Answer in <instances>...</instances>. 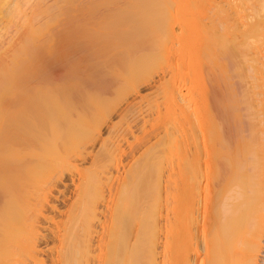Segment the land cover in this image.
Masks as SVG:
<instances>
[{
	"label": "rangeland",
	"instance_id": "1",
	"mask_svg": "<svg viewBox=\"0 0 264 264\" xmlns=\"http://www.w3.org/2000/svg\"><path fill=\"white\" fill-rule=\"evenodd\" d=\"M183 1L0 0V56L3 59L8 58L13 53V47L24 39L34 42L37 48H42V45L50 41L59 53L62 50H65L64 54L71 51L69 58L62 57L60 61L56 56H41L38 67L29 66L23 75L24 86L16 84L15 79L13 80L15 77L10 75L9 82L2 81L3 85L0 87V94L3 95L0 98L2 106L4 104L1 100L22 89L33 100L30 99L26 111L35 116L40 107L48 115L46 120L33 117L35 120L31 122L28 133L23 137L17 134L12 136L10 132L6 134L7 122L0 119V152L25 153V162L31 164L34 169L26 192L30 193L29 199L24 200L27 204L23 213L34 219V229L41 252L37 259H27L26 264H60L59 260L67 254V242L74 234L73 242L78 247L76 264H107L110 259V245L107 247L106 243H110V229L112 228L114 234L119 232L118 234L125 235L127 239L128 234L132 235L135 230L137 232L139 226L135 211L140 203L148 209V214L153 211L151 217L154 211L160 215L157 216L159 219L156 217L157 225H162L159 227L162 231L159 229L161 233L159 232L158 242L155 244V263L163 264L166 257L164 260L162 243H165L164 233L170 214L167 206L172 204L167 199V191L164 188H169L167 178L171 171L177 170L183 163L184 158L180 155L184 152H198L200 161L202 159L203 162H206L208 152H215L217 161V154L220 152H233L236 156L233 155V158L239 164L235 162V166L238 165L240 169L237 170L238 174L242 173L244 179L248 178L251 184L257 181L264 186V38L259 40L263 45L258 46L259 42H254L257 45L254 47L258 50L254 48L252 52H256L252 55L248 52L252 50L250 46L248 48L242 47V44L241 47L240 44L237 45L242 41L240 22L234 18L236 14L233 6L230 4V9L228 8L229 0H218L221 4L223 1L227 2V8L223 5L227 14L226 20L229 19L228 23L234 25L228 34L235 37L234 42L238 41L227 43L228 57H225V47L215 45V29L212 31V28H215L213 20L216 16L215 6L212 4L217 0H211L210 7L207 0V3L203 0H200L201 3L199 0H187L188 5L186 0ZM262 18L264 23V16ZM183 20L187 30L184 28L185 24L182 27ZM167 22L170 25L175 22L171 26L175 28L172 30ZM159 25L163 32L166 31L165 26L169 31L160 33L162 30ZM203 29L204 34L201 32ZM156 33L158 35L154 37ZM181 34L186 35V39ZM196 36L202 37L198 38L201 42H196ZM203 36L205 40H202ZM150 37H154V45L152 41L151 45H148L153 46L151 49L146 47ZM159 37L163 43L159 42ZM188 37L190 43L193 41L191 44ZM164 39L168 42L167 50L163 47L166 45ZM187 40L189 47H185ZM202 42H206V48L201 49ZM194 43L198 47L197 51ZM201 43L202 46H199ZM176 45L185 47L181 56L178 52L182 48ZM250 45L253 46V43ZM190 47L195 51L190 50ZM234 49L239 56L242 55V59ZM222 54L225 58L221 57ZM245 54L249 55L248 59L252 57L253 61L250 59L252 63L248 62L249 66ZM255 56L258 63L262 62L261 58L259 60V57H262V65L254 62ZM118 58L124 59L123 63L118 61ZM224 59L232 64L224 63ZM216 60L219 64H224L217 67ZM51 65L54 69L45 72ZM260 66L263 68L262 72ZM233 68L240 69L239 74L246 77L233 76L238 73ZM254 69H257V72L260 70L261 74L254 72ZM251 70L257 75H251ZM222 73L226 77L236 78L235 81L233 79V84L230 77L227 82L230 84L231 80L235 92L228 90L227 78L225 80ZM215 74L225 81L220 80L221 83L227 84H222L216 94L217 99L215 84L219 80H215ZM249 77L260 80L258 82L256 79L255 83H252ZM29 82L34 85L41 83L43 88L31 89L26 86ZM63 84L72 85L64 87ZM254 87L255 90L251 89ZM222 92L225 98L223 101V98L218 99V95L221 98ZM241 92L250 95H246L250 100H247L245 95H242L245 98L241 99ZM234 93L240 97V102L233 96ZM227 97L229 104L226 103ZM232 97L235 99L232 100ZM216 101L218 102L215 103ZM34 102H38L37 106L32 104ZM183 104V109L186 107L184 111L189 110V113L186 111L188 116L180 109ZM1 105L0 110L3 109ZM5 108L4 112H9ZM9 134L13 139L6 141L5 137ZM32 152L41 155L37 158ZM203 162H200L201 165L205 164L202 169L207 171V162ZM205 177L206 175L202 183L204 187L208 180ZM159 179L163 183L160 187L157 185L160 183H157ZM117 187L120 190L117 191L118 195ZM161 187V193L158 194L156 188L159 190ZM0 195H3L2 190ZM159 195L160 200L157 197ZM3 198L5 197L0 196V204L9 206L4 203ZM22 199H25L24 196ZM42 199L45 204L40 205L43 203ZM107 202L110 208L107 207ZM35 207H41V210L36 211L43 213H37ZM73 225L75 233L71 234ZM90 233H93L89 235L90 246L84 251L83 235ZM63 237L64 244L61 243ZM261 237V247L259 245L256 251L258 264H264V225ZM199 249L202 254V245H199ZM61 251L65 252L62 254L63 258L59 256ZM106 253H109L108 256Z\"/></svg>",
	"mask_w": 264,
	"mask_h": 264
},
{
	"label": "bare ground",
	"instance_id": "2",
	"mask_svg": "<svg viewBox=\"0 0 264 264\" xmlns=\"http://www.w3.org/2000/svg\"><path fill=\"white\" fill-rule=\"evenodd\" d=\"M203 1H204V3H207L205 0H203ZM207 1H208L207 5H209V7H210V4H212V1H215V0H212V1L210 0V2H209V0H207ZM217 1H215V3L213 2V4H212L215 6L214 9H215V15L216 16H215V20H213V21H215L214 22L215 28H212L213 30L212 29L211 30L214 31V29H215V31H214V33H215V45L218 47H225L224 48V50H225L224 56H225L227 54L226 53V50H227L226 47L228 45L227 43L230 41H232V42L235 41V39H234L235 37L230 36L231 34H228V31L232 30L231 27L233 28L234 25L231 22L228 23L227 20H229V19L226 20L227 14L225 12V8L223 7V5L227 2L223 1L224 3L222 2L223 4H221L218 1L219 2V4H218ZM186 3H187V0H186ZM189 3H190V1H189ZM199 3H201L200 0H199ZM183 4H185V3H183ZM227 4H229L228 8L230 7V4H231V6H233L234 11H235L234 14H236V15H234L233 13L232 14L235 16L234 17L235 20L240 22V25L242 27V30H241L242 32L240 33V35L242 36V39H241L242 41L240 39H238L241 42L237 43L238 41H236L234 43H237V45L240 44V47H241V44H242V47L250 46V49H252V50H250V51L248 50V52L249 53L251 52L250 55H252L254 52H256V50H258L257 48H255V47H257V45H255V44H257L259 42V40L264 38V23H263V18H262L264 16V0H233V1L229 0ZM187 5H188V3H187ZM202 5H203V3H202ZM141 6H142V4H141ZM225 6L227 8L226 4H225ZM205 7H207V6H205ZM202 8L203 7L201 6V9ZM110 10H111V8H110ZM244 11H247V12L244 13ZM100 13L104 14L103 12H100ZM100 16L103 17L102 15H100ZM231 17H233V16L231 15ZM182 18H180L181 22H182ZM216 18H219V19L216 20ZM180 19H178V21ZM230 21H232L231 18H230ZM183 22H184V20H183ZM209 22H210V20H209ZM167 23H169V22H167ZM170 23H171V21H170ZM170 23H169V25H170ZM174 23L171 24L170 27L172 25H174ZM214 23H213V25H214ZM184 24H185V27H184ZM163 25L164 24L162 23V28H163ZM191 25H193V24L191 23ZM160 26L161 25H159V28H160ZM167 26H168V24H167ZM167 26H165V30L169 31ZM181 26H182V23H181ZM182 27H184L186 29V23L185 22L183 23ZM211 27L212 26H210V28ZM241 27H240V29H241ZM156 28L158 29L157 26H156ZM174 28L175 27H173L172 30ZM184 28H182V29H184ZM149 30H151V28ZM160 30H162V29L160 28ZM188 30H190V29L188 28ZM203 30L201 31L202 34L205 33V30L204 31ZM166 31L163 32V30H162V32L161 31H159V32L160 33H166ZM174 31H176V30H174ZM186 32H188V31H186ZM201 32H200V34H201ZM160 33H159V35H160ZM210 33L211 32H209V34ZM168 34H169V32H168ZM168 34H167V36H168ZM202 34H201V36H202ZM156 35H158V34L156 33L154 35V37ZM182 36H184L186 39V35H182ZM201 36L195 37L197 39V40L195 39L196 42L198 40H199V42H201L200 41V39L202 38ZM154 37H152V38L150 37L152 40L149 39V42L146 45L147 48H150V47L153 48V46L148 47V45L149 44L151 45V41H152V45H154L153 44L154 43L153 42ZM162 37L167 38L166 36H162ZM180 38H182V37H180ZM198 38H200V39H198ZM160 39L161 38L159 37V42H161ZM185 39H183V40H185ZM187 39L189 40V37ZM190 39H192V38H190ZM236 39H237V37H236ZM173 40H176V39H173ZM188 40L185 42V47H187V45H188L187 44ZM202 40H205L204 36H203ZM256 41H258V42H256ZM49 42L50 41H47L44 45H42V48L41 47L37 48L38 46H36V44L34 42L27 41L24 39L23 41L16 44L15 47H13L14 48L13 50L11 49L13 53H11V55L8 58L4 56L5 58L3 59V57L0 56V77L2 78V80H0V87L3 85L2 81H4V83L9 82V76L10 75L15 77V78H13V80L15 79L14 82L16 84L19 83V84H21V86H24L25 83H24V76L23 75L25 74L27 69H29V66H31L32 68H35V66L38 67V63L40 61L41 56H43L45 54H48L49 56H51V55L56 56L59 58V61H60V58H62V57H64V59L66 57L69 58V56L71 55V51H68L66 54H64L65 50L64 51L62 50L59 53V50L55 51L54 43L52 44L51 42L50 43ZM164 42H165L164 44H166V45L163 46V44H162V46L165 47V50H167L166 47L168 46L167 45L168 42H166V39H164ZM192 42L193 41H191V43ZM254 42H256V43L254 44ZM158 43H156V44L158 45ZM161 43H163V42H161ZM189 43H190V40H189ZM198 43H196V44H198ZM202 43L199 46H202ZM252 43H253V46L250 45ZM196 44H195V46H196L195 50L197 51L198 49H196V48H198V47ZM204 44H206V42L203 43V46L201 47V49L205 47ZM259 44H260V42L258 43V46H259ZM261 44H262V42H261ZM263 44H264V42H263ZM169 45H170V42H169ZM254 45H255V47H254ZM162 46H161V48H162ZM176 46H179V48L180 47L182 48V50H179V52L181 51V53L178 52V54H180V56H181V54H183L185 52L184 51L185 47L180 46V45H176ZM230 46H231V44H230ZM251 46H252V48H251ZM188 47H189V45H188ZM228 47H229V45H228ZM169 48H170L169 50H171V47H169ZM190 48H188V49H190ZM254 48L256 50L254 52H252L254 50ZM201 49L199 48V50H201ZM241 49H243V48H241ZM162 50H164V48H162ZM190 50H192V48ZM195 50H192V51L194 52ZM263 50H264V47H263ZM263 50H262V52L264 54ZM186 51H188V50H186ZM234 51H235V49H234ZM235 53L237 54L236 51H235ZM56 54H58V55H56ZM171 54H174V53H171ZM187 54H186V56H187ZM236 54H233V55L237 56L238 54L237 55ZM256 54H254V55H256ZM215 56H217V55L215 54ZM224 56H223V54L221 55L222 58ZM241 56L242 55H240L239 57L241 58ZM122 57H123V55H122ZM218 57L220 58V54L218 55ZM218 57H217V59L219 60ZM246 57H247L246 60H248L246 63L248 65V62H250L252 60L251 59L252 57H250L251 60L248 59L249 55L248 56L246 55ZM185 58H187V57H185ZM244 58H245V56H244ZM260 58H261L262 62L258 63L257 62L258 58H256V56H255L254 62L257 65L258 64L262 65V63H263L264 58L262 60V57H259V60H260ZM226 59L223 60L224 63L225 62L229 63L228 61H225ZM220 60H221V58H220ZM118 61H122V63H123L124 59L118 58ZM241 61H243V60H241ZM252 61H251V63H252ZM217 62L218 63H215L216 66L220 65V64H222V65L224 64L222 62L219 64V61H217ZM55 63H57V62H55ZM246 63L244 62L245 65H246ZM229 64H232V63H229ZM229 64H227V65H229ZM237 64H239V63H237ZM55 65L57 67V64H55ZM222 65H221V68H222ZM251 65H254V64H251ZM192 66H194V65H192ZM248 66H247V68L249 69L250 67H248ZM262 66H264V65H262ZM239 67H241V66L239 65ZM51 68L54 69L53 66L52 67L49 66L48 68L45 69V72H47L48 70L49 71L52 70ZM221 68H220V70H221ZM223 68H225V67L223 66ZM253 68H255V67L253 66ZM217 69H219V68H217ZM260 69H261V66H260ZM262 69H261V72H262ZM234 70L238 71V73L236 72V75H233V76H236V77L241 76L239 74L240 69L239 70L234 69ZM218 71H216L217 74H218ZM228 71H227V73L229 74ZM252 71L253 70H251V75L254 76V74H256L254 72H257V69H254V72H252ZM259 72H260V70H259ZM259 72H257V73H259ZM261 72H260V74H261ZM225 73H226V70H225L224 74ZM242 73H243V71H242ZM71 74H73V73H71ZM224 74L222 73V76H223V78H225V80L227 78L226 83L228 82V79H229L228 77H230V79H232V84H233V82L235 81L236 78L234 79V78H232V76L226 77V76H224ZM232 74H235V73H232ZM237 74H239V75L237 76ZM251 75H250V77H251ZM215 76H216V74H215ZM243 76L246 77L245 75H243ZM243 76H241V77H243ZM220 77L216 76V78H215V80L216 79H217V81L219 80L218 82L216 81L217 83L215 82L216 83L215 84V98L217 96L216 95L217 92L222 88V84L223 85L226 84V83H221L220 80H222L223 78L221 77V79H220ZM252 78H250L251 82L255 83V80L257 78H254V77H252ZM233 79H234V81H233ZM242 80H244V78H242ZM259 80L260 79L258 78L257 81L259 82ZM49 81H50V78H49ZM223 81L224 80H222V82ZM241 81H239V82H241ZM244 82H246V81H244ZM48 83H50V82H48ZM40 84L41 83H36L34 85V84H31V82H29L26 84V86L31 87V89H41V88H43V86ZM227 84L226 85L229 86L228 90L232 89L231 80H230V84L229 83H227ZM65 85L70 87L72 84H65ZM65 85L63 84L64 87H65ZM234 85L236 88L235 83H234ZM234 85H233V87H234ZM256 85L259 86L257 83H256ZM227 86L225 87L226 89H227ZM230 86H231V88H230ZM223 89H224V87H223ZM251 89L255 90L256 88L254 87ZM229 91H231V90H229ZM232 91H233V89H232ZM232 91H231V93H232ZM233 92H235V91H233ZM222 95H223V97H222ZM222 95L220 94L221 98H219V95H218V99L220 100L223 98L222 99V101H223L225 99L223 92H222ZM236 95H237V93L233 96H236ZM240 95L239 96L241 97V99H244L245 97H243V96L244 95L246 96L247 93L242 94V92H241ZM1 96H3V95L0 94V98H1ZM227 96H229V95H227ZM247 96H246V98H247ZM237 98L238 97L236 96V100L239 101V98L238 99ZM30 99L32 100V98H30L24 92V90L21 89L20 91L9 95L8 98L1 100V103H3L4 106H6V108H5L4 106H2L0 104L1 108H3L2 110H0V119L5 120L7 122L6 134H7V132H10L11 135L17 134L18 136L20 135L23 137L24 135H26L28 133L29 125L31 124V122H33V120H35L36 117H39L42 120L48 119V115H47L46 111H44L40 107H39V111L36 112L35 116L32 113H30L29 111H26V108L29 106L27 104L30 103ZM226 99L228 100L229 97H227ZM231 99L233 100V99H235V97H232ZM236 100H234V102ZM247 100H250V98H247ZM39 102L41 103V101H39ZM217 102L218 101H216L215 103H217ZM243 102H244V100H242L241 103H243ZM226 103L229 104V100L226 101ZM231 103H233V102H231ZM15 104H16V106H15ZM32 104L36 105V104H38V102H34ZM184 105L185 104H183L182 106L180 105L181 111H184V109L186 108L185 107L183 109ZM220 105H222V103ZM216 106H218V104ZM4 108L6 111H9V112H4ZM186 111L187 110H185L184 113H186ZM182 114H183V112H182ZM186 116H188L187 113H186ZM33 117H35V118H33ZM185 118H187V117H185ZM5 139H6V141H8V140L11 141L13 138L9 134V135H6ZM29 153H31V152H29ZM37 153L38 152H32V155L35 157L37 156V158H39L41 154L38 155ZM208 154H209L208 158H207V160H205L207 162L206 163V162H203L204 160H202V159L200 161V155L198 154V152H190V154H189V152H184L183 155H180V157L183 156L184 159H182L183 163L180 162L182 164H180L181 166H178L179 167L177 169L178 171L177 170L171 171L172 174L170 173L169 178H167L169 181L166 180V181H168L167 187H169V188H164V190L167 191L166 197L169 200V202L172 204L167 206V209L169 208L170 214H169V216H168V214H166L168 216V218H167L168 219L167 220L168 225L166 226L167 229H166V232L164 233V237H166V239H164L165 243H162L164 245L163 248H164V252H165V254L163 253L164 254L163 255L164 260L166 257L167 262L165 260V262L163 261L164 262L163 264H165V263L166 264H258L256 251L258 250L259 245L261 247V244H260L261 243L260 241L262 239L261 233L263 231V225H264V186L262 184H258L257 181L253 182L255 184H251L248 181L249 180L248 178H246V180L244 179V175H242V173L239 172L241 175L238 174L237 170L239 168L237 166L239 164L235 161V158H233V155H234L233 152H220V154H217V155H219L218 161H217V159L215 160V156H216L215 152H211V153L208 152ZM24 157H25V153H22V152L21 153H19V152H0V190L3 191V195H0V196H4L5 197V198H3L4 203L9 204V206L0 204V264H26L25 262L27 259H30V258L32 260L37 259V257L40 255V252H41L39 245H38L39 243L37 241V236H36L37 233L34 229V228H36L35 224H34V219H33V217H28V216H26V214L23 213V212H25L24 208H26V204H27L24 202V200L29 199L28 196L30 193L28 192L29 194H27L26 192L28 190V185L31 182V178H32L33 170H34L33 168H31V164H28L25 162ZM205 159H206V157H205ZM200 162L206 163L205 169H207V171H203L202 168L205 166V164L201 165ZM235 162L238 165L235 166ZM205 175L209 181L206 180L207 184H204L205 185V187H204L202 183H203V179H204ZM30 176H31V178H30ZM160 179L157 180V183H158V181L160 182L157 184V185H159V187H160V184L162 183L161 182L162 180H160ZM249 183L251 185L250 187L248 186ZM157 185H156V187H157ZM160 189H162V187L159 188V190L156 188V190L158 191V194L161 193ZM117 191L118 192L120 191V190H118V187L116 189V193H117ZM45 193H42V194L46 195ZM24 194H27V196ZM116 195H118V193ZM156 195H157V193H156ZM23 196L25 199H22ZM160 196L161 195L157 196L159 198L158 200H160ZM119 197H120V195H119ZM44 198H45V196H44ZM43 199H42V201H43ZM44 201H43V203L41 202L40 205L45 204ZM51 206H53V205H51ZM135 206H136V204L134 205V207ZM36 207L34 209L35 211L41 210L40 209L41 207L39 209L38 208L36 209ZM107 207L110 208V204L108 206V202H107ZM136 209H137V206H136ZM36 212L39 214L43 213L42 211H41V213H40V211H36ZM135 212H136V218H137V222H138L137 224L139 227L137 228L138 229L137 232L135 230L134 233H132L133 237L130 233L131 231L129 232L131 236L128 234L129 238L127 239V237H125V235L118 234L119 232H115V234H114V232H112L113 230H111L112 228L107 226L111 229H110V233H108L109 230L107 229V231H108L107 233L109 234L108 239L110 241L108 239H106V240L109 241L111 244L106 241L107 247H108V244L110 245L109 246L110 250H108L110 254L106 253L105 255H107V256H108V254L110 255L109 256L110 259L108 260V262H110V264H157V263H155L156 256H157L155 244H157V242H158L157 238L162 231L160 229L162 225L161 226L157 225V220L159 219L160 215H158V212L154 211L155 214L153 213L152 217H151L150 215L153 211L149 212V214H148V209L145 207V205H142V203L138 204V209ZM147 214L149 215V217ZM157 216H159V217H157ZM110 220H112V219H110ZM108 225H109V223H108ZM74 228L75 227L73 225L72 226L73 230L71 229V234L73 232L75 233ZM104 229L106 230V228H104ZM159 229L161 231H159ZM96 233H98V231ZM92 234L90 233V234H84L83 235L82 240H83V244H84V251L85 250L87 251V249L90 246L91 241H90L89 235H92ZM73 236H75V234ZM73 236L69 238L70 240H68V242L66 241L68 243L67 247H66L67 248L66 249L67 254L64 255L63 254V253H65L64 251L59 252V253H61V255L58 253L60 258L62 257V254L65 256V257L63 256L64 258L62 257L63 259L59 258L60 259L59 261H61V263L59 262L60 264H76V262H77V257H76L77 251H76V249L78 247L75 246L76 244L73 242V240L75 238ZM63 241H64V237L61 240V243L64 244L65 242H63ZM199 245H202V250H201L203 252L202 254L199 251L200 250ZM112 252H113V254H112ZM106 259H108V257ZM105 262H107V261H105ZM108 262H107V264H108ZM87 263H89V262H87Z\"/></svg>",
	"mask_w": 264,
	"mask_h": 264
}]
</instances>
